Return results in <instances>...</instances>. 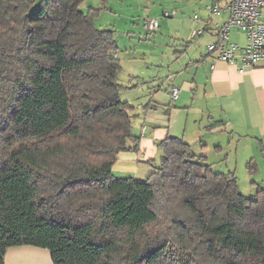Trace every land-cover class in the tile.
<instances>
[{"label":"trees","instance_id":"16d2710c","mask_svg":"<svg viewBox=\"0 0 264 264\" xmlns=\"http://www.w3.org/2000/svg\"><path fill=\"white\" fill-rule=\"evenodd\" d=\"M84 0H0V264L11 246L54 264H264V186L244 195L179 137L144 178L114 30Z\"/></svg>","mask_w":264,"mask_h":264},{"label":"crops","instance_id":"0c3cea01","mask_svg":"<svg viewBox=\"0 0 264 264\" xmlns=\"http://www.w3.org/2000/svg\"><path fill=\"white\" fill-rule=\"evenodd\" d=\"M217 1L222 8L229 2ZM206 11L198 21L191 18L183 42L167 53L165 77L125 85V100L137 115L131 128L136 141L129 144L137 146L117 154L112 172L118 177H146L152 171L149 161L157 163L161 154L156 142L179 137L206 159L211 155L237 158L246 151L250 160H258L261 178L250 182V195L264 186V62L240 73L234 64L208 55L206 45L218 39V25L228 18V11L224 8L218 15ZM194 27H203V33L192 37ZM229 40L247 42L237 29L230 31ZM172 86L180 88L176 98L170 95ZM249 170L252 175V166ZM4 264L54 263L47 248L24 244L9 247Z\"/></svg>","mask_w":264,"mask_h":264},{"label":"rangeland","instance_id":"374dc122","mask_svg":"<svg viewBox=\"0 0 264 264\" xmlns=\"http://www.w3.org/2000/svg\"><path fill=\"white\" fill-rule=\"evenodd\" d=\"M215 1L218 2L217 0H84L80 8L82 10L88 7L101 8L94 22L98 27L114 30L116 55L121 64L118 81L124 85H131L134 80L148 81V79L153 80L154 77H165L167 53L171 54L174 45L183 42L191 18L195 14L204 17L207 13L206 5ZM163 10H175L177 14L174 17H162ZM148 18L160 19L159 27L154 32H147L143 28V22ZM136 75H139V78ZM126 97L128 93L121 91V98L125 100ZM135 112L132 111V129L135 128L137 117ZM243 147V143L240 144V148ZM245 152H241L237 158L211 155L206 162L211 164L215 172H232L237 178L240 192L249 195L252 191L250 182L254 179L259 180L261 172L258 160H250V156ZM249 166H252V175ZM114 175L118 177L119 174Z\"/></svg>","mask_w":264,"mask_h":264},{"label":"built area","instance_id":"2783aa9c","mask_svg":"<svg viewBox=\"0 0 264 264\" xmlns=\"http://www.w3.org/2000/svg\"><path fill=\"white\" fill-rule=\"evenodd\" d=\"M228 11V18L218 25V39L206 45V53L217 60L234 64L242 73L247 68L264 62V0H229L224 7ZM217 3L206 5L210 14H219L222 9ZM175 14V10H164L162 17ZM195 21L199 20L194 15ZM148 32H153L159 27V18H148L143 22ZM232 29L243 32L246 36V44L241 45L229 40ZM203 27L191 29V36L195 37L203 33ZM180 92L178 86H172L170 95L176 98Z\"/></svg>","mask_w":264,"mask_h":264}]
</instances>
